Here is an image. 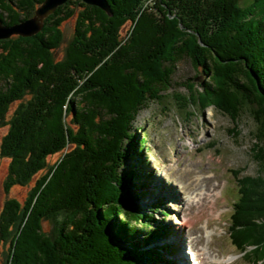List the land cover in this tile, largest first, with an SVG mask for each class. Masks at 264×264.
Here are the masks:
<instances>
[{
  "label": "trees",
  "instance_id": "obj_1",
  "mask_svg": "<svg viewBox=\"0 0 264 264\" xmlns=\"http://www.w3.org/2000/svg\"><path fill=\"white\" fill-rule=\"evenodd\" d=\"M44 1L0 0V20L13 26L30 19ZM107 1L109 12L70 0L77 8L59 6L33 37L0 39V123L8 124L0 148L10 161L5 187L28 185L41 172L27 200L7 201L1 213V238H11L8 264L168 261L175 245H150L171 228L139 211L148 180L132 164L127 139L141 109L172 86L174 66L187 57L200 64L192 51L206 54V70L220 78L217 85L205 84L207 93L220 96L234 118L244 108H259L251 109L264 161V21L240 40L232 31L246 29L234 27L241 0H172L169 6L156 0L144 7L138 0ZM75 14L76 29L61 56L60 25ZM214 18L232 23L222 48L217 38L200 39ZM53 155L59 157L50 162ZM241 191L233 240L264 246V205L258 212L259 196ZM55 215L63 221L50 235L42 221Z\"/></svg>",
  "mask_w": 264,
  "mask_h": 264
},
{
  "label": "rangeland",
  "instance_id": "obj_2",
  "mask_svg": "<svg viewBox=\"0 0 264 264\" xmlns=\"http://www.w3.org/2000/svg\"><path fill=\"white\" fill-rule=\"evenodd\" d=\"M155 1L138 0V5L144 7ZM161 1L168 6L173 3L172 0ZM64 4L65 10L77 8L70 0ZM77 21L78 15L75 14L60 25L65 34L59 49L61 56L76 29ZM209 21L200 39L203 36L214 37L217 38V47H225L222 36L226 35L224 30L228 31L232 23L215 18ZM260 21H264V0H241L239 18L234 27L247 25L244 31L239 28L233 30L232 37L244 40L246 31L252 32L254 28L257 31L263 27ZM128 27L126 25L123 32ZM33 35L12 34L0 39L19 37L21 40ZM192 52L200 64H195L192 58L187 57L174 66L172 86L160 93L161 98L150 100L141 109L131 124V137L127 139L128 149L134 151L132 164L137 166L138 173L145 174L144 181L148 180L147 185L140 189L143 196L139 199V211L141 214H153L156 218L153 223L164 221L174 231L169 238L153 236L150 246L163 249V245L173 244L177 247V252L167 255L168 261L165 264H188L191 245L195 246L199 254L233 256L235 259L222 264H264V246L250 241L245 246L233 243L232 226L227 224L233 210L224 217L221 214L222 205L238 199L239 179L249 191L251 199L259 196L255 209L260 212L264 205V161L258 156L261 147L256 145L258 125L252 112L253 107L256 110L259 108L254 105L252 109L244 108L239 118H234L220 96L207 93L205 84L217 85L220 78L206 70V54L201 50ZM207 62V65H211ZM19 101L11 104L7 118L19 106ZM7 131L8 124L0 123V145ZM146 135L148 137L145 139ZM58 157L53 155L49 161L54 162ZM9 163V159L1 155L0 148V218L7 201L16 199L22 204L27 200L35 181L41 175L38 172L28 185H13L7 189L5 181ZM201 188L213 190L210 197H201ZM221 191L223 197L219 196ZM205 193L209 191L205 190ZM196 199L199 201L191 202ZM61 221L63 219L60 215L50 216L42 221L43 230L51 235L52 231H59ZM139 222L143 223L142 217ZM154 227L153 224L152 229ZM235 232L240 235L237 228ZM10 239L2 240L0 233V264L9 263ZM243 254L245 257L241 256ZM254 255H257L256 260L251 258Z\"/></svg>",
  "mask_w": 264,
  "mask_h": 264
},
{
  "label": "water",
  "instance_id": "obj_3",
  "mask_svg": "<svg viewBox=\"0 0 264 264\" xmlns=\"http://www.w3.org/2000/svg\"><path fill=\"white\" fill-rule=\"evenodd\" d=\"M67 0H45L37 9L34 17L24 20L14 26H7L0 20V38L10 37L12 34H22L25 36L33 35L43 28L44 20L50 13L55 12L57 8ZM85 3L100 7L105 11H110L107 0H83Z\"/></svg>",
  "mask_w": 264,
  "mask_h": 264
},
{
  "label": "bare ground",
  "instance_id": "obj_4",
  "mask_svg": "<svg viewBox=\"0 0 264 264\" xmlns=\"http://www.w3.org/2000/svg\"><path fill=\"white\" fill-rule=\"evenodd\" d=\"M9 16V15H8ZM11 23V22H10ZM34 36V35H33ZM204 193H205V189L203 188H201L200 189V194H201V197L204 195ZM190 200V199H189ZM192 202L193 201H199V199H196V200H191ZM173 232V229L171 230V232L170 233H172ZM186 252H187V250H186ZM191 252H190V250H188V254H190ZM196 253L197 252H195V250H194V258L196 259L197 257H196ZM190 256V255H189ZM194 259V260H195ZM232 259H233V256H228V257H226V259H222V258H220V257H217V256H212L211 257V261L212 262H214V263H217V264H222V263H224V262H232Z\"/></svg>",
  "mask_w": 264,
  "mask_h": 264
}]
</instances>
